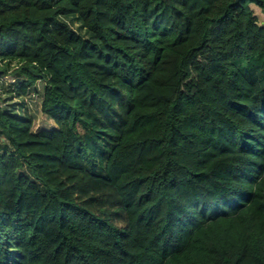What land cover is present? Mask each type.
Masks as SVG:
<instances>
[{"label": "trees", "instance_id": "16d2710c", "mask_svg": "<svg viewBox=\"0 0 264 264\" xmlns=\"http://www.w3.org/2000/svg\"><path fill=\"white\" fill-rule=\"evenodd\" d=\"M253 5L0 0V264H264Z\"/></svg>", "mask_w": 264, "mask_h": 264}, {"label": "rangeland", "instance_id": "374dc122", "mask_svg": "<svg viewBox=\"0 0 264 264\" xmlns=\"http://www.w3.org/2000/svg\"><path fill=\"white\" fill-rule=\"evenodd\" d=\"M252 7L254 8L255 13L258 15L260 22H264V15L261 12L260 8L256 5H253ZM41 99V85L38 84L37 88L33 90L30 97L32 113L35 118V130L55 127V123L53 122V120L41 111Z\"/></svg>", "mask_w": 264, "mask_h": 264}]
</instances>
